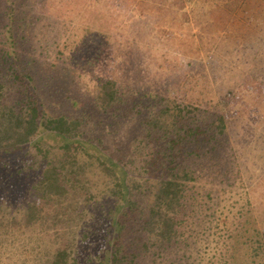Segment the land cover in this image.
<instances>
[{
    "label": "trees",
    "instance_id": "1",
    "mask_svg": "<svg viewBox=\"0 0 264 264\" xmlns=\"http://www.w3.org/2000/svg\"><path fill=\"white\" fill-rule=\"evenodd\" d=\"M147 2H154V10L162 13L163 25L175 24L191 36L189 24L199 26L202 43L206 34L217 30L216 24L232 29L241 39L234 46L219 44L214 56L223 52L226 58L236 59L239 54L234 56L235 52L239 51L248 67L241 81L230 86L217 85L216 98L207 86L205 93L212 96L206 98L207 94L195 86L192 76L198 68L202 70L197 71L198 77L208 74L196 64L181 81L180 89L191 95L185 98L192 100L189 103L196 105L194 108L201 117L194 124H175L168 142L180 147L186 140L194 142L203 121L215 114L220 116L225 133H237L243 124L240 120L247 117L239 115L238 109H247L249 102H257L264 110V0ZM119 55L112 53L109 59L118 60ZM27 61L32 59L22 57L15 49H0V264H80L76 258L80 247L76 243L95 245L96 241L102 245L96 253L87 251L83 256L86 261L91 256L97 264H140L139 259L148 253L152 242L153 246L160 242L163 246L173 239L177 229L169 210L183 201L185 186L178 179L162 176L151 180L152 175L133 176L127 170L134 152L142 148L145 140L143 119L148 112L143 111L159 95L137 89L130 107L110 115L94 107L88 109L78 97L59 95L67 71L58 79L48 72L46 79L40 78L39 85ZM55 83L60 87L48 91ZM261 97L263 103L256 101ZM54 103L63 106L56 108ZM199 104L208 109L202 111L197 107ZM176 110L181 112L184 107L178 106ZM68 115L86 121L91 126L90 137ZM262 144L264 153V137ZM261 154L258 152V156ZM172 158L164 161L157 158L162 170L166 169L164 165L171 167ZM132 181L136 187L147 188L146 195L149 193L151 200L142 211V218L128 227L123 218L132 212L130 205L138 202L132 198ZM14 183L15 190H11ZM161 197L171 200L166 210L169 214L161 211L164 205L159 207L161 210L156 209L154 200L158 198L159 203ZM155 212L157 215H152ZM250 240L244 246L249 251V260L252 264H264V227L261 231L257 228ZM185 258L175 264H190Z\"/></svg>",
    "mask_w": 264,
    "mask_h": 264
},
{
    "label": "rangeland",
    "instance_id": "2",
    "mask_svg": "<svg viewBox=\"0 0 264 264\" xmlns=\"http://www.w3.org/2000/svg\"><path fill=\"white\" fill-rule=\"evenodd\" d=\"M147 1L0 0V49H15L22 57L32 59L25 63L38 84L48 72L58 79L67 71L59 95L78 97L88 109L94 107L109 114L121 111L130 107L133 93L142 88L159 95L143 111L148 112L143 119L145 140L142 148L134 152L127 170L133 176L152 175L151 180L162 176L178 179L185 186L183 201L173 211L168 208L169 198L161 197L159 203L155 198L156 209L164 205L159 209L163 214L173 213L177 230L171 242L163 246L161 242L153 246L152 242L148 253L139 259L140 264H170V259L175 264L185 257H189L185 259L190 264H252L244 246L252 241L250 236L257 228L261 231L264 227L263 105L249 102L247 109H238L239 115L247 117L240 120L243 124L237 133H225L220 116L215 114L203 121L194 142L186 140L182 147L168 142L175 124H194L201 117L196 105L189 103L192 100L185 98L191 95L180 89L181 81L196 64L208 75L202 73L198 77V72H202L198 68L192 76L195 86L204 93L209 86L213 96L217 85L230 86L248 73L238 50L236 59L226 58L223 52L214 56L218 52L216 46H234L241 37L216 24L217 30L206 34L202 43L199 26L189 24L191 36L175 24L163 25L162 13L154 10V2ZM112 53H120L118 60L109 59ZM171 61L176 63L170 64ZM84 73L97 81L94 94L81 91ZM52 87L60 84L55 83L48 91ZM256 101L263 103V97ZM54 104L56 108L60 105ZM178 106L184 107L182 113L176 110ZM197 107L208 109L205 104ZM67 117L77 121L90 137L91 126L86 121L75 115ZM169 151L172 153L168 156ZM258 152L262 154L258 156ZM172 156L171 167L164 165L166 169L162 170L157 158L164 161ZM11 190H15V183ZM146 190L132 181L130 191L138 202L130 205L132 212L123 218L128 227L142 218V211L151 200ZM76 244L80 247L76 255L80 264H97L91 256L90 261L83 256L89 250L96 253L102 243Z\"/></svg>",
    "mask_w": 264,
    "mask_h": 264
},
{
    "label": "clouds",
    "instance_id": "3",
    "mask_svg": "<svg viewBox=\"0 0 264 264\" xmlns=\"http://www.w3.org/2000/svg\"><path fill=\"white\" fill-rule=\"evenodd\" d=\"M97 75H100L99 70H95ZM81 91L88 94H94L98 89V84L95 79L92 78V75L89 73H84L81 76Z\"/></svg>",
    "mask_w": 264,
    "mask_h": 264
}]
</instances>
